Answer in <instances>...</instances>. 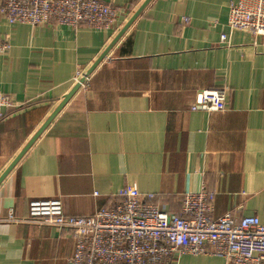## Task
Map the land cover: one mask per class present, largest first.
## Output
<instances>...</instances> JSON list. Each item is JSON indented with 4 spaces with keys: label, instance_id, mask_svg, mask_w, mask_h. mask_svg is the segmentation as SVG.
<instances>
[{
    "label": "crops",
    "instance_id": "obj_1",
    "mask_svg": "<svg viewBox=\"0 0 264 264\" xmlns=\"http://www.w3.org/2000/svg\"><path fill=\"white\" fill-rule=\"evenodd\" d=\"M99 1L117 10L107 29L11 25L0 12V92L22 104L0 120V177L145 2ZM236 1L150 0L0 182V264L73 254L68 231L7 221L26 219L32 199L59 198L65 215L86 217L135 187L177 213L204 186L213 217L263 220L264 40L229 32ZM216 88L226 89L224 111L190 110L198 91ZM169 264L225 261L184 254Z\"/></svg>",
    "mask_w": 264,
    "mask_h": 264
},
{
    "label": "built area",
    "instance_id": "obj_2",
    "mask_svg": "<svg viewBox=\"0 0 264 264\" xmlns=\"http://www.w3.org/2000/svg\"><path fill=\"white\" fill-rule=\"evenodd\" d=\"M0 12L8 24L35 27L107 29L117 19V10L99 0H1ZM183 22L187 24L188 19ZM227 27L229 32H245L264 40V0L231 4ZM227 41L222 34L221 44ZM8 49L9 44L0 40V55ZM73 82L83 88L87 78L77 72ZM225 103V88L206 89L195 94L190 110L222 112ZM20 105L0 92V120ZM147 197L135 187L125 188L118 194L117 204L86 217L65 215L59 198L32 199L26 219L10 213L7 221L68 231L75 244L66 264H169L173 256L184 254L218 256L225 264H264V211L263 220L230 212L215 218L214 193L204 186L185 194L177 213L155 207L146 202Z\"/></svg>",
    "mask_w": 264,
    "mask_h": 264
},
{
    "label": "water",
    "instance_id": "obj_3",
    "mask_svg": "<svg viewBox=\"0 0 264 264\" xmlns=\"http://www.w3.org/2000/svg\"><path fill=\"white\" fill-rule=\"evenodd\" d=\"M150 2V0H145V2L141 5V7L135 12V14L129 19L127 24L120 30V32L117 34V36L114 38V40L111 42V44L106 48V50L101 54V56L96 60V62L93 64V66L88 70V72L85 74V78L89 76V74L100 64V62L104 59L108 51L112 48V46L117 42V40L120 38V36L124 33V31L129 27V25L132 23V21L139 15V13L144 9V7ZM83 82V80H81ZM79 89V84H76L73 89L70 91V93L64 97L62 102L59 104V106L54 110V112L49 116V118L44 122V124L41 126V128L35 133V135L29 140V142L26 144V146L21 150V152L18 154V156L12 161V163L8 166V168L5 170V172L0 177V182L3 180V178L7 175V173L17 164L19 159L23 156V154L27 151V149L33 144V142L39 137V135L44 131V129L47 127V125L50 123V121L54 118V116L59 112V110L64 106V104L69 100V98Z\"/></svg>",
    "mask_w": 264,
    "mask_h": 264
}]
</instances>
